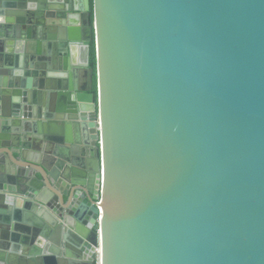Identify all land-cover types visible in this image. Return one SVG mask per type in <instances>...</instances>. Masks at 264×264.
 <instances>
[{
    "label": "water",
    "instance_id": "obj_1",
    "mask_svg": "<svg viewBox=\"0 0 264 264\" xmlns=\"http://www.w3.org/2000/svg\"><path fill=\"white\" fill-rule=\"evenodd\" d=\"M42 261L264 264V0H0V264Z\"/></svg>",
    "mask_w": 264,
    "mask_h": 264
},
{
    "label": "crops",
    "instance_id": "obj_2",
    "mask_svg": "<svg viewBox=\"0 0 264 264\" xmlns=\"http://www.w3.org/2000/svg\"><path fill=\"white\" fill-rule=\"evenodd\" d=\"M33 42H34L33 45L32 44L28 45V42H23L24 44H23L22 48H23V50H25L28 58L38 56V53H37L38 49H42L43 48V44L41 42H38L40 44H38L35 41H33ZM49 44L51 45V49H53V50L56 49V44L55 43L52 44V42H50ZM78 57L81 59L82 58V54L79 55ZM50 244H49V247H50ZM41 264H45V263L42 261ZM50 264H58V263L56 261H52Z\"/></svg>",
    "mask_w": 264,
    "mask_h": 264
},
{
    "label": "trees",
    "instance_id": "obj_3",
    "mask_svg": "<svg viewBox=\"0 0 264 264\" xmlns=\"http://www.w3.org/2000/svg\"><path fill=\"white\" fill-rule=\"evenodd\" d=\"M90 21L93 22V12L90 13ZM90 66L92 68L96 67V52H95V42L91 43V55H90ZM95 91L97 90L96 79H95Z\"/></svg>",
    "mask_w": 264,
    "mask_h": 264
}]
</instances>
